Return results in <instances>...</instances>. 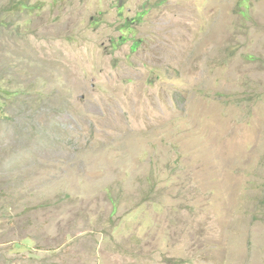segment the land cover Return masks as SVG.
Listing matches in <instances>:
<instances>
[{"label": "rangeland", "instance_id": "1", "mask_svg": "<svg viewBox=\"0 0 264 264\" xmlns=\"http://www.w3.org/2000/svg\"><path fill=\"white\" fill-rule=\"evenodd\" d=\"M0 264H264V0H0Z\"/></svg>", "mask_w": 264, "mask_h": 264}]
</instances>
